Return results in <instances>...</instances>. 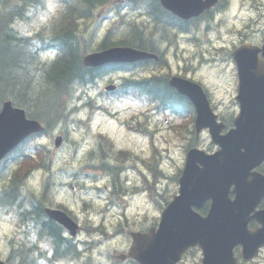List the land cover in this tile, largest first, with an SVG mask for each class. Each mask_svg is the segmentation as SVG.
I'll return each mask as SVG.
<instances>
[{
	"label": "trees",
	"instance_id": "1",
	"mask_svg": "<svg viewBox=\"0 0 264 264\" xmlns=\"http://www.w3.org/2000/svg\"><path fill=\"white\" fill-rule=\"evenodd\" d=\"M48 1L0 0V108L4 99L12 98L17 105L26 108L30 116L46 124V133L59 127L69 135L72 125L69 102L74 90L93 82L106 71L118 69L117 65L86 67L83 56L87 51L115 44L152 49L171 40L174 33H188L193 28L165 10L159 0L125 3L117 0H54L55 10L39 30L32 36H19L14 30V18L27 17L25 10L31 8H46ZM110 4L115 18L100 38L98 30L90 29L89 24L97 10ZM124 7L128 9L123 10ZM160 28L162 31L159 32ZM197 28L198 25H194V29ZM152 36L156 38L151 40ZM48 51L54 52L55 56L48 58L41 54ZM127 65H122V69L131 68ZM148 80L147 83L154 85L155 99L163 106L174 107L182 103V96L168 85L166 79L154 77ZM30 140L9 156L16 161L14 166L0 169V182L7 184L0 192V207L16 215L22 214L24 222L41 221L40 233L44 231L59 253L77 258L76 246L69 243L71 239L65 238L63 228L46 219L43 202L39 203L33 194L23 191L26 180L36 170L49 169L52 154L49 146L41 142L28 146ZM42 194L48 195L46 184Z\"/></svg>",
	"mask_w": 264,
	"mask_h": 264
},
{
	"label": "rangeland",
	"instance_id": "2",
	"mask_svg": "<svg viewBox=\"0 0 264 264\" xmlns=\"http://www.w3.org/2000/svg\"><path fill=\"white\" fill-rule=\"evenodd\" d=\"M110 7L111 5H108L105 11V18L95 17L90 21V29H97L99 37L102 36L115 18L113 12L107 13ZM54 10L55 1L49 0L43 11L33 12L31 20L28 23L22 22L17 27L21 32L35 29L37 26L40 27ZM98 12L99 10L96 11V14ZM259 14H261L263 19L260 24L254 26L259 29V32L252 36L257 41L264 35V0H229L227 6L215 13L210 22V30L204 32L203 28H201L195 35L196 41H188V36L179 34L177 47L175 45L169 48V58L174 60L182 57L185 59V63L188 62L191 66H194V69H188V76L199 79L209 85L213 90L216 101L220 104L221 108L227 111L232 110V98L229 89L232 90L234 79L229 67L230 63L226 59L229 50H232L235 45L239 44L241 38L239 29L244 30L250 20L258 18ZM207 23L204 22L202 25ZM219 49L222 50L219 51ZM202 55L207 59H213L216 56V59L212 61H200L199 58L201 59ZM116 77L117 75L112 76V78ZM107 79L97 85L96 89L90 91L92 96H96L99 87ZM83 93L89 94V92L79 88L78 94L84 95ZM86 101L85 98L82 101H73L71 107H79L78 111L74 114L75 122L71 125L70 138L72 141L64 143L56 151L54 170L58 174V184L54 187H57L58 191H56L57 188L53 190L56 191V201H63L68 204L77 215L80 223H84L91 218L96 223L103 224L108 231L113 232L118 229L121 218L126 216L131 220L137 221L135 224L129 226L133 230L147 229L149 225H153L155 221L159 220L158 218L161 215L159 210L164 205V201L159 200L158 204L155 201V197H153L155 193L149 189H143V186H146L147 183L138 171L131 172L130 180H127L130 186H138V188L131 194L126 195V191L122 192L123 201L117 197L118 194H115L114 198L108 199L113 190L112 177L110 175L104 176L100 171L98 172V180L91 182L90 185H88L89 182L87 180L83 179L84 186L81 187L74 178L73 181L77 184L76 191L74 192L65 186H59V182L61 181H65L67 186L70 178H73L74 172L86 169L83 167L86 164L87 151L95 146L96 140L94 135L99 131L116 138L119 147L136 145L138 150H143L146 148L145 144L147 145V142H150V139H146L144 144V139L140 135L136 133L135 135L129 134L130 132H127L123 128L121 121H118L134 111H143L145 107L142 104L128 103L124 100H107L105 103L109 105L112 112L116 113V117L111 119L106 112L97 111L91 113L89 106L82 107V104ZM97 102L102 104L104 100L97 97ZM90 103L94 104V102ZM128 109L130 111H124ZM89 117V125H78V120L82 119L84 121ZM179 121L180 118L175 117L169 111L158 113L156 110L152 118V128L153 123L155 126V148H158L156 150L157 165L155 164L158 168V174L154 176V174L151 175L147 170L145 172L149 181L154 180L156 191L162 194L168 191V183L174 182V178L178 174V170L176 169L185 159L184 140L176 131L177 125L181 123ZM58 130L55 129L53 134ZM55 134L52 138L49 134L42 135L37 137L36 140L54 147L53 139ZM202 144L204 146H212L210 140L206 137L202 140ZM47 172L44 170L36 172L28 183L29 187L36 190L41 189L43 185L42 180L47 175ZM123 175L126 176L127 172ZM87 186L92 187L91 189H87ZM98 189H103V191L98 194ZM90 202L93 204L91 209L86 205V203ZM88 210H90L89 213H87ZM129 227H124L123 233H119L112 238H107L104 235V238H102L95 235V240L104 241L103 243L99 242L100 245L93 251V257L97 258L101 264H112L111 255L127 252L131 243L130 237L126 234V228ZM14 231V221L8 215L3 216L0 214L1 257H3L2 255H4L7 249V238L12 236ZM91 235L84 230L80 232L79 238L85 241L91 238ZM197 258V253L190 255L186 259V264H194ZM84 259L72 262V264H82Z\"/></svg>",
	"mask_w": 264,
	"mask_h": 264
},
{
	"label": "water",
	"instance_id": "3",
	"mask_svg": "<svg viewBox=\"0 0 264 264\" xmlns=\"http://www.w3.org/2000/svg\"><path fill=\"white\" fill-rule=\"evenodd\" d=\"M161 2L165 8L177 16L189 19L200 15L206 9L215 5L217 0H161ZM251 48L257 52L259 49L261 50L256 46L244 45L235 54L240 64V97L248 101L244 105L245 112L250 110L256 116L260 112L259 108L264 106V85L254 94L248 95L246 93V90L249 89L247 84L249 72L244 73L245 61L242 59L248 58L252 64L254 63L255 54ZM155 56V54L131 47L115 46L86 55L84 62L87 66H98L109 62H134ZM171 84L191 97L193 96L191 93L193 89L200 92L196 86L184 79L173 78ZM194 97L201 113L198 121L201 125H206L208 120L202 114L209 113L207 103L204 99H198L200 95ZM42 128L39 122L28 119L23 109L14 107L11 101H6L0 111V160L25 137L42 130ZM60 142L61 138H58L56 144L59 145ZM221 145L223 148L214 155L192 151L189 154L187 170L195 171L198 169V163H202L205 167L201 177L204 178H215L216 171H228L233 168L237 169L235 172L237 175L245 176L247 171L264 159V135L259 132L247 130L241 131L240 134L236 132ZM242 148L245 150L243 151ZM220 163L225 166L218 165ZM210 184L202 183V185ZM208 193L212 194L211 191ZM262 193V179H260L256 188L250 187V185H242L236 205L242 203L243 208L254 206L259 201ZM189 203L190 200H187L185 196L181 197L164 211L157 231L152 229L147 234H133L136 246L133 247L131 255L142 264H175L191 244L196 245L199 242L205 248L204 264H234L231 259L232 246L223 247V242L228 244L229 241L233 240L231 238L244 241L245 235L246 239L248 238L245 232H238L234 229L232 217L223 214L218 215L222 207V200H215L212 212L207 219H200L189 210H186V204L189 205ZM47 212L52 218L69 228L73 234L76 233L77 225L64 212L51 209H47ZM216 243L220 244V252L217 250ZM0 264L4 263L0 261Z\"/></svg>",
	"mask_w": 264,
	"mask_h": 264
},
{
	"label": "flooded vegetation",
	"instance_id": "4",
	"mask_svg": "<svg viewBox=\"0 0 264 264\" xmlns=\"http://www.w3.org/2000/svg\"><path fill=\"white\" fill-rule=\"evenodd\" d=\"M233 87L234 90L236 92H238V81L235 80L233 82ZM231 119H230V123L229 126L232 125L233 123V119H234V114H231ZM254 177H245L244 179V185H250V187H258L259 182H260V178L263 176L264 177V160L261 161L258 166L254 169ZM242 186V185H240ZM240 186L235 185V183L231 184L228 186V192H227V197H228V205L230 210H232L234 208V210L236 212H243V207H242V203L238 204L236 206H234V201L236 200L237 196H238V189ZM262 190L263 193L261 194V199L259 201V203H257V205L255 206V208L253 209H249L248 210V217H249V221H248V227H249V231H254L256 229L259 228H263L264 229V218L262 219H258L257 217V211H264V179L262 180ZM212 202L213 199L212 197H207V199L200 205V206H196L195 209L201 213L202 216H206L209 211L210 208L212 206ZM228 210V211H230ZM231 212V211H230ZM252 244H256L258 246H260L259 248V254L255 259H252L250 261H246L243 259L242 257V246L240 244H237L235 246V255L238 258V264H264V243L263 244H258L257 241H252ZM198 254V258H197V263L201 264L202 262V252L201 253H197ZM183 264V263H182Z\"/></svg>",
	"mask_w": 264,
	"mask_h": 264
},
{
	"label": "bare ground",
	"instance_id": "5",
	"mask_svg": "<svg viewBox=\"0 0 264 264\" xmlns=\"http://www.w3.org/2000/svg\"><path fill=\"white\" fill-rule=\"evenodd\" d=\"M15 12V11H14Z\"/></svg>",
	"mask_w": 264,
	"mask_h": 264
}]
</instances>
